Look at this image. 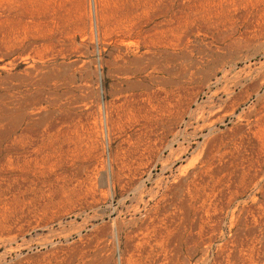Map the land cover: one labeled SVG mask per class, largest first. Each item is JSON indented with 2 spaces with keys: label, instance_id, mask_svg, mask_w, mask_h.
I'll list each match as a JSON object with an SVG mask.
<instances>
[{
  "label": "rangeland",
  "instance_id": "rangeland-1",
  "mask_svg": "<svg viewBox=\"0 0 264 264\" xmlns=\"http://www.w3.org/2000/svg\"><path fill=\"white\" fill-rule=\"evenodd\" d=\"M263 75L264 0H0V264H264Z\"/></svg>",
  "mask_w": 264,
  "mask_h": 264
},
{
  "label": "bare ground",
  "instance_id": "bare-ground-1",
  "mask_svg": "<svg viewBox=\"0 0 264 264\" xmlns=\"http://www.w3.org/2000/svg\"><path fill=\"white\" fill-rule=\"evenodd\" d=\"M231 61V60H230ZM240 71V70H239ZM250 73H248L249 75ZM252 76V75H251ZM233 78V77H232ZM244 81V80H243ZM251 81V80H250ZM252 84L251 87L253 89V92L252 94L250 95V97L246 100H244L240 105H243L244 103H247L248 101H250V99L254 96V95H257V102H256V105L253 107V109L255 110L257 106H261L260 107V111L257 113V115L261 116V114L264 112V93L263 94H260L261 93V88L262 86L264 85V75L262 77H257V78H254L253 81L251 82ZM249 85V84H248ZM246 85V86H248ZM253 109L250 110L244 117H239V120L240 121H250V119L252 117H254V114H253ZM257 110V109H256ZM264 114V113H263ZM262 114V115H263ZM257 116V117H258ZM260 118V117H259ZM262 119L263 117L260 119L261 122H262ZM257 118H255V120L253 121L254 123L256 122ZM258 120V121H260ZM253 123V124H254ZM257 123V122H256ZM260 123V122H259ZM252 124V123H251ZM258 124V123H257Z\"/></svg>",
  "mask_w": 264,
  "mask_h": 264
}]
</instances>
